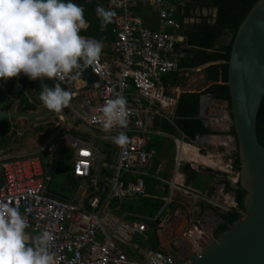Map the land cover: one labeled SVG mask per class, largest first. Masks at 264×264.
<instances>
[{"label": "built area", "instance_id": "2783aa9c", "mask_svg": "<svg viewBox=\"0 0 264 264\" xmlns=\"http://www.w3.org/2000/svg\"><path fill=\"white\" fill-rule=\"evenodd\" d=\"M111 2L122 13L114 28L113 49L118 60L111 65L98 59L94 70L91 67L97 80L92 84L86 81L83 87L88 101L87 112L81 118L91 126L102 128L99 118L105 101L117 96L126 99L128 123L122 131L128 139L125 145L119 146L117 160L110 165L112 176L102 185L97 179H91L93 189L83 203L77 204L53 196L47 190L51 176L44 150L52 152L55 144L48 143L44 149L20 156L0 151V201L18 207L26 218V230L31 231L26 234L27 244L37 235L32 232L40 234L47 230L53 234L50 248L53 264H164L165 257L173 263V253L160 248L148 249L142 259L130 258L106 228L101 210L110 199L147 196L145 176L157 152L150 145L151 126L155 117L163 115V110L172 105L171 97L164 92L162 77L179 69L174 53L181 24L175 18L176 5L168 0ZM138 3L158 12V29L145 26L134 13L133 7ZM57 82L72 88L73 81ZM93 116L97 117L96 123H90ZM71 127L70 124L67 129ZM69 144L74 149V175L90 178L96 156L92 147L74 137H69ZM123 174L135 177L124 181ZM146 227L144 221L120 223L119 239L132 240L134 233ZM101 232L103 239H99ZM184 236L193 239L191 242L197 248L206 233L195 225ZM179 253L185 256L184 246Z\"/></svg>", "mask_w": 264, "mask_h": 264}, {"label": "crops", "instance_id": "0c3cea01", "mask_svg": "<svg viewBox=\"0 0 264 264\" xmlns=\"http://www.w3.org/2000/svg\"><path fill=\"white\" fill-rule=\"evenodd\" d=\"M105 8L115 14L112 21L115 23L116 27L117 22L121 20V10L114 7L111 0H108V4ZM152 11L153 14L147 16L144 22L147 27L155 29L158 27V12L154 9H152ZM211 13L216 15L217 8L198 7L195 17L186 19L185 22H200L202 16H207ZM138 17L141 18V16ZM87 26L88 22L86 21L84 29H86ZM177 34L179 36L178 42L183 43L185 36L181 33ZM83 37L92 38L87 36ZM102 45V52L99 59L108 64L115 65L118 56L116 53L112 55L110 53L108 54L110 47H108L107 44ZM184 45L185 44H182V46ZM175 56H177V51L174 53V58ZM208 65L210 64L186 70V79L183 81L185 85H180L172 79H169V73L162 77L164 92L171 97L172 105L163 110V115L157 117L169 120L172 119L179 96L182 93L202 92L213 84L206 80L203 71ZM85 83L86 79L82 70L80 78L72 82V88L66 84L59 83L61 88L71 92L72 99L69 105L58 113L37 119L14 118L18 136L11 145V148L15 151L13 153H25L42 149L54 133L58 132V135L61 130L66 129L67 132L64 135V139L69 146V137L78 138L91 146L96 155L94 166L91 170L92 176L90 178L81 177L82 181L75 190L70 193L71 195L68 198V200L77 204L83 203L93 189V183L91 181V187V184L88 183V179L91 180L95 178L99 183L102 177H105L103 182H106L112 176L110 165L114 164L117 159L116 152L118 147L112 139L113 136L118 134V129H113L111 132L105 133L102 131V128L91 126L82 120L81 116L87 112L85 105L88 101L83 91ZM19 86L22 88L21 85ZM0 103L7 109L15 107V111H20L18 109L20 104L19 97H3L0 99ZM44 109L46 108L41 105L36 110L27 111L40 112ZM198 117L202 120L204 126L209 129V132L197 136L194 139L187 138L180 130L172 135L154 129L155 119L151 126V139L153 134L165 137L164 142L161 143L159 148L155 145L152 146L150 141V145L154 147L157 152L148 168V174L146 175L152 178V181L149 180L151 189L150 192L147 191V196L154 197L155 199H162L164 201L163 207L154 217L156 219V226L145 222V218L147 219V217L144 216V218L141 214H136L124 209L122 204L112 206V199L105 201L102 206L101 215L106 224V228L111 230L114 234L115 240L121 249L133 259H142L149 248L143 243L135 242L133 239L120 240V223L144 221L147 227L140 233L144 235L149 243L153 244L155 248L171 251L172 253H179L181 251V246H184L186 256L196 251V248L191 242L193 239L184 236V233L196 225L206 233L205 239H210V236H213L214 230L224 221L221 217V213L237 205L235 198L232 196L234 190L228 189V184L233 188L236 187L238 177L232 164L233 157L237 151V141L236 136L230 133L232 125L229 103L209 93H204L200 98ZM51 123L52 131L50 134H46V131L39 129V127H45ZM70 124L72 127L67 129V126ZM72 129L79 134L78 137L71 134ZM46 135L48 136L46 137ZM82 136H85L86 140H84ZM92 136H97L99 141H95L91 138ZM44 137L46 140L42 142L41 140ZM49 143H52V141ZM110 146H114L116 150L112 158L108 160L104 150H109ZM44 153H48L49 167V157L52 152H46V150H44ZM126 176L129 179L135 177L134 174H126ZM68 188L69 187L66 186V188L59 190L68 193ZM114 225H116V230L113 228ZM117 225L119 226L117 227ZM99 236L102 239L104 238L102 232ZM126 244L129 251L130 249H140L138 257L134 258L125 251L123 246ZM140 245L143 247H140ZM133 250L131 252H133Z\"/></svg>", "mask_w": 264, "mask_h": 264}, {"label": "trees", "instance_id": "16d2710c", "mask_svg": "<svg viewBox=\"0 0 264 264\" xmlns=\"http://www.w3.org/2000/svg\"><path fill=\"white\" fill-rule=\"evenodd\" d=\"M168 1L176 5L175 18L181 24V28L177 33H181L185 36L184 42H178L175 48V51H177V56H175V58L178 62L179 69L170 72L169 79H172L180 85H185L183 81L186 79V70L210 64L205 67L203 71L206 80L213 84L202 92L182 93L179 96L174 117L170 120L155 117L153 128L172 135L180 130L187 138L194 139L197 136L209 132V129L204 126L202 120L198 117L199 103L202 94L209 93L216 98L226 100L231 108V96L228 85V60L230 59L233 40L239 26L258 0ZM72 2L84 9V18L88 22L87 28L82 29L80 35L92 37L102 44H107V46L110 47L108 54H114L115 50L113 49V45L116 40V34L114 33L115 23L111 20L110 23L102 28L101 20L97 17L95 12L98 5L106 10L105 6L108 4V0H72ZM198 7L217 8V13L216 15L211 13L207 16H202L200 22L186 23V19L195 17ZM133 10L136 15L141 16L143 22L146 21L147 16L153 14L152 8L144 6L142 3L136 4ZM114 16L115 14H113L112 18ZM157 19L159 26L158 13ZM155 29H158V27ZM182 44L185 45L182 46ZM56 83L57 81L54 79H44L40 81L29 80L23 74H20L18 77L8 78L6 82L1 79L0 99L3 97L10 98V96L12 98L19 97L20 104L18 109L20 111L36 110L39 106L43 105L39 100V93L42 87L45 85L53 87ZM19 85H21L22 88H20ZM14 122V118L5 120L1 126L0 151L3 150L6 154L15 152L14 149L11 148L12 143L18 136ZM51 126L52 123L45 127L41 126L39 129L46 131V134H50L52 131ZM66 132V129L61 130L52 140V144H55V149L49 157V174L51 176V181L47 190L49 194L53 196L68 200L71 195L70 193L80 184L82 178L74 175V153L73 149L65 142L64 135ZM230 133L236 136L233 126ZM71 134L77 137L79 135L73 129L71 130ZM257 134L260 143L264 146V98L257 116ZM82 138L86 140L85 136H82ZM164 139L165 137L162 135L153 134L151 145H155L159 148L161 143L164 142ZM115 150L116 148L114 146H110L109 150H104L108 160L112 158ZM46 152H48L47 149ZM232 164L234 171L238 173L241 167L238 150L233 157ZM122 179L126 181L129 178L126 174H123ZM103 180H105V177L99 180V184L102 185L104 183ZM149 180L152 181V178L150 176H145L148 192H150L151 189ZM88 183H90L92 187L90 179H88ZM66 186L69 187L68 193L59 190L66 188ZM228 189L235 191V201L237 205L221 213V217L224 221L214 230L213 236H218L220 232L229 228L244 211V197L247 191L242 188L239 183L236 184L235 188L228 184ZM111 203L112 206L122 204L124 209L147 217V219L144 217L145 222L154 226H156V219L154 217L164 205L162 199H155L151 196L124 199L121 201L112 199Z\"/></svg>", "mask_w": 264, "mask_h": 264}, {"label": "clouds", "instance_id": "9594fccd", "mask_svg": "<svg viewBox=\"0 0 264 264\" xmlns=\"http://www.w3.org/2000/svg\"><path fill=\"white\" fill-rule=\"evenodd\" d=\"M101 27L111 22L113 13L102 6L95 9ZM86 26L84 9L72 0H0V79L18 77L29 80L66 79L77 81L81 70H94L102 52V43L80 35ZM71 92L60 87H42L39 100L53 112L66 108ZM126 99H107L100 109L102 131L121 129L112 137L123 146L127 136ZM93 116L90 123H96ZM27 220L18 207L0 201V264H53L50 251L53 234L42 231L26 243Z\"/></svg>", "mask_w": 264, "mask_h": 264}, {"label": "water", "instance_id": "95a60500", "mask_svg": "<svg viewBox=\"0 0 264 264\" xmlns=\"http://www.w3.org/2000/svg\"><path fill=\"white\" fill-rule=\"evenodd\" d=\"M82 72L88 84L97 80L91 66ZM228 85L231 125L236 134L241 165L237 183L247 191L244 211L218 236L203 238L196 251L186 256L173 253V263L165 257L164 264H264V146L257 134V116L264 98V0L256 1L236 32L228 60ZM55 113L58 112L48 109L15 111V107L7 109L0 103V138L1 126L7 119H37ZM57 133L48 139L45 146ZM118 152L119 146L116 157ZM232 196L235 198V191ZM132 239L149 249L155 248L140 232L134 233Z\"/></svg>", "mask_w": 264, "mask_h": 264}, {"label": "rangeland", "instance_id": "374dc122", "mask_svg": "<svg viewBox=\"0 0 264 264\" xmlns=\"http://www.w3.org/2000/svg\"><path fill=\"white\" fill-rule=\"evenodd\" d=\"M135 89L134 88H132V92H134L135 93ZM28 123V122H27ZM26 126H27V124H26ZM48 135H46V137H47ZM91 138H93L95 141H99V139L97 138V136L96 137H94V136H92ZM46 139H45V137L41 140L42 142H44ZM237 174V176H238V173H236ZM25 232H26V234L27 233H30L31 231H28V230H25ZM33 234H37V235H39V233L38 232H32ZM99 239H102L100 236H99ZM124 247V249H125V251L126 252H128V254L129 255H131L132 257H134V258H136V257H138V254H139V252H140V249H136V250H133V249H130V251H129V249L127 248V244L126 245H124L123 246ZM140 247H143L142 245H140ZM133 250V252H131ZM131 258V257H130Z\"/></svg>", "mask_w": 264, "mask_h": 264}]
</instances>
